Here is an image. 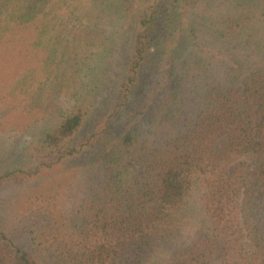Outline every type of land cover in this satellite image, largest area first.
Here are the masks:
<instances>
[{"label":"trees","instance_id":"trees-1","mask_svg":"<svg viewBox=\"0 0 264 264\" xmlns=\"http://www.w3.org/2000/svg\"><path fill=\"white\" fill-rule=\"evenodd\" d=\"M0 138V264H264V0H0Z\"/></svg>","mask_w":264,"mask_h":264},{"label":"rangeland","instance_id":"rangeland-1","mask_svg":"<svg viewBox=\"0 0 264 264\" xmlns=\"http://www.w3.org/2000/svg\"><path fill=\"white\" fill-rule=\"evenodd\" d=\"M216 55V59H228L229 57L226 54H219L216 51L213 52ZM231 63V62H230ZM218 73H222L225 70L224 64L219 63L217 66ZM117 72V69L116 71ZM157 75L152 74L148 75L146 78L147 80L144 82V88L143 92L144 94L147 93L148 88L153 85V82L157 81L159 77H156ZM116 79L115 75L113 74L112 79H111V84L115 81ZM143 95V94H142ZM13 141L15 143L16 150L20 149V146L23 145V141L25 140V137L22 139H14ZM8 149L10 148V142L9 140H3L0 138V160L5 158V155L10 152ZM57 173V172H56ZM59 175L56 174H51V175H45L43 177L38 178L36 181L29 182L25 184L24 186H19L17 188H13L12 191L9 190H2L0 191V211L6 213V220L9 221H14L20 215L26 210L27 207L30 205V200L28 201V196L31 191H34L35 189L39 188L40 184H43L46 181H53L55 177H58ZM15 193V194H13ZM15 195V196H14ZM12 200V201H11ZM5 201V203H4ZM12 202V203H11ZM14 204V205H13ZM32 209H36V205L31 204ZM14 208V209H12ZM2 212V213H3ZM199 208L195 207L194 209V215L197 216V219H200V213H199Z\"/></svg>","mask_w":264,"mask_h":264}]
</instances>
